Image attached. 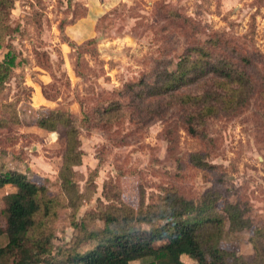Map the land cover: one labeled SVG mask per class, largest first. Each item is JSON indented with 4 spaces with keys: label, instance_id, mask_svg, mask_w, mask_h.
I'll return each instance as SVG.
<instances>
[{
    "label": "rangeland",
    "instance_id": "374dc122",
    "mask_svg": "<svg viewBox=\"0 0 264 264\" xmlns=\"http://www.w3.org/2000/svg\"><path fill=\"white\" fill-rule=\"evenodd\" d=\"M82 13V0H69V5L67 0H14L7 21L15 29L6 36L27 64L35 62L34 49L46 51L55 76L51 85L63 89L64 96L70 91L61 107L79 117L82 107L92 115L88 125H80L79 133L80 146L91 166L83 172L77 168L73 179L79 190L86 179L93 181L88 186L94 183V188L75 216L95 208L108 179L116 187L108 190L107 183L105 191L117 193L121 202L134 208L154 201L161 186L175 185L184 196L194 199L203 193L218 194L216 210L223 217L220 207L225 200L239 202L252 223L247 228L230 229L224 218L219 245L228 250L231 260L236 254L252 255L249 236L256 226L262 228L257 242L264 248V98L260 96L264 91V0H119L98 18L93 42L86 44V39L74 43L64 33L66 24ZM211 37L229 43V47H218L219 53L238 63L243 54L250 59L244 67L255 77V91L243 105L206 115L196 122L197 132L191 134L184 119L189 111H197L201 102L184 95L200 91L194 85L181 87L172 95L151 94L139 100L130 89L119 94L128 81H137L142 74L151 81L155 69L165 64L173 67L185 45ZM62 38L69 45L66 59L58 46ZM21 63L0 84V116L5 120L0 125V161L4 166L26 169L31 179L48 186L49 194H58L63 140L57 130L47 135L20 131L23 124L34 123L35 112L41 114L46 109L28 103L30 92L18 78L24 70ZM109 97L123 103L121 110L104 122L96 121L94 113L101 108L96 105H104ZM7 101L13 103L19 122L12 120L9 107L2 110ZM195 152L203 164L191 160ZM13 188L11 184L0 186V210L2 196ZM69 211V207L59 208L55 219V235L64 242H69L74 232ZM182 258L186 264H198L192 258ZM129 264L153 263L150 258L138 257Z\"/></svg>",
    "mask_w": 264,
    "mask_h": 264
},
{
    "label": "trees",
    "instance_id": "16d2710c",
    "mask_svg": "<svg viewBox=\"0 0 264 264\" xmlns=\"http://www.w3.org/2000/svg\"><path fill=\"white\" fill-rule=\"evenodd\" d=\"M13 2L0 0V84L25 60L6 39L15 29L7 21ZM67 2L69 5V0ZM62 40L66 41L65 38ZM89 42H93L92 37L87 38L84 44ZM229 46L226 40L218 37L187 44L173 67L165 64L155 69L151 81L142 74L137 81H128L124 84L126 87L118 92L121 94L123 90L130 89L133 98L139 100L151 94L172 95L181 87L194 85L200 91L184 96L199 100L201 107L197 111H189L184 122L185 129L195 134L196 122H202L215 110L218 112L243 105L255 91V77L244 67V64L250 63L249 57L241 55L242 61L238 63L217 50L218 47ZM79 55L78 52L73 70L76 75H79L76 71ZM34 58L39 67L47 70L52 79L55 78L54 72L49 69L46 51L34 49ZM40 91L47 99H53L56 93L51 81L40 82ZM260 96L264 98V91ZM96 106L101 108L94 113L95 119L104 122L117 110L120 111L123 103L117 97H109L104 105ZM7 107L12 120L19 122L21 119L11 101H7L2 110ZM81 108L80 117L60 105L46 108L41 114L35 112L33 117L36 125L57 130L63 140L57 171L61 188L58 194H49L45 183H38L26 171L4 166L0 161V186H14L2 196L0 264H129L138 257L150 258L153 264L160 261L185 264L181 254H186L198 264H264V248L257 242L258 236L263 233L259 226L254 227L249 236L253 248L251 256L236 254L231 260L228 250L219 245L224 218L230 229L247 228L252 220L243 214L238 201L223 202L220 207L224 211L223 217L216 210L219 196L215 193H203L200 198L194 199L184 196L175 185L161 186L154 201L134 208L121 202L117 193L110 195L105 191L107 183L108 190L116 187L115 182L108 179L102 184L95 208L75 216L94 188V183L88 186L93 181L86 179L83 189L79 190L73 179L75 171L72 166L81 161L80 125L83 122L87 124L92 117L89 111ZM3 121L0 116V125ZM96 124L99 125L98 122ZM198 154H192L191 160L197 165L203 164ZM61 207L70 208L69 222L74 232L69 242L57 238L54 232L55 219ZM148 250L152 251L150 255H139Z\"/></svg>",
    "mask_w": 264,
    "mask_h": 264
},
{
    "label": "crops",
    "instance_id": "0c3cea01",
    "mask_svg": "<svg viewBox=\"0 0 264 264\" xmlns=\"http://www.w3.org/2000/svg\"><path fill=\"white\" fill-rule=\"evenodd\" d=\"M119 0H82V4L84 6V13L82 15H79L75 18L72 19V21L68 22L64 28V33L67 36L69 40H72L74 43H78L84 39L91 38L95 36V26L96 22H98V18L104 13L108 12V10L114 6ZM68 42L59 40L58 46L61 50L62 57L64 58L65 55L67 54V51L69 49V45L67 44ZM66 59V57H65ZM28 62H22L20 66H23L24 70L23 72L18 75V78H20L21 82L25 84L24 86L28 88L30 94L28 93L26 96H28V103L30 106H36V105H44L46 108H50L56 105L61 106V102H63L65 97H69L70 91L67 89L66 96H64V90L59 89L58 87L56 88V93L53 99H47L45 98L41 91H40V82H48V81H55L51 78L49 72L41 67H39L35 62L29 63ZM27 64V65H26ZM65 64V63H63ZM34 68H38L39 72H35ZM15 69V68H14ZM34 69V72L32 73ZM2 69H0V72ZM64 72L68 75V70L64 69ZM74 73V71H73ZM2 90V87L0 88ZM1 92V91H0ZM74 100V99H73ZM75 101L72 102V104L75 107ZM69 106V105H68ZM74 107H71L72 109ZM70 108V106H69ZM68 109V108H67ZM69 110V109H68ZM70 111V110H69ZM20 131L22 132H27L30 134H38V135H43V133H51L53 130H47L41 126L36 125L35 123L33 124H23L20 128ZM81 143V142H80ZM82 153H81V161L78 164H74L72 166L73 170L76 171L77 168L80 167V171L83 172L87 169L86 166H91L90 162L87 161L85 155V149L82 148V145L79 146ZM1 156V154H0ZM59 158V156H58ZM61 158V157H60ZM24 162V161H23ZM61 162V161H60ZM90 163V164H89ZM48 164V163H47ZM97 161L95 162V165L91 167L92 169L95 168ZM25 167L30 168V165L24 164ZM50 166V165H49ZM13 167V166H10ZM18 168V167H15ZM32 168V167H31ZM90 168V167H89ZM22 171H27L26 169L23 168H18ZM8 185V184H6ZM182 256H185V258L191 259L189 256L186 254H181L180 258L184 261ZM185 262V261H184ZM186 264V262H185Z\"/></svg>",
    "mask_w": 264,
    "mask_h": 264
}]
</instances>
